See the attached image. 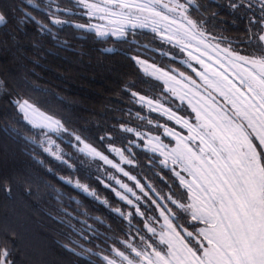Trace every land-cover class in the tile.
Instances as JSON below:
<instances>
[{
  "label": "snow or ice",
  "instance_id": "6c2138e0",
  "mask_svg": "<svg viewBox=\"0 0 264 264\" xmlns=\"http://www.w3.org/2000/svg\"><path fill=\"white\" fill-rule=\"evenodd\" d=\"M27 3L38 7L32 4V0H27ZM70 3L83 9L82 15L89 19H108L109 25H116L115 28L101 30L103 25L75 24L76 28H87L88 31H95L98 36L111 33L123 38L129 30L135 35V29L147 28L151 23L152 32L162 42L171 44L173 48H179L180 53L186 54L187 59L182 63L199 77L204 89L201 92V83L184 71L157 67L149 64L148 60L141 59L139 55L132 56L131 59L136 64L153 70L151 73L146 71V74L163 80L166 86L170 82L182 83L188 92L200 100L196 105L191 100L188 101L195 113L192 121L179 115L178 107L174 110L166 106L172 103L168 97L149 98L131 92V96L137 97L142 104H147L151 111H159L166 116L167 121L154 125L157 130L163 129L160 135L141 132L122 124L121 130L134 134L136 140H130L126 149L109 145L108 150L119 156L120 163L86 143L81 135L66 127L62 119L42 111L37 103L28 99L12 101L22 121L34 133L23 137L29 144L75 170V166L65 158L68 154L57 143L58 139L62 141L67 136L70 138L69 147L75 148L86 160L98 159L111 166L129 180L135 181V188L143 194L137 195L128 184L107 174V179L114 180L122 191L111 184H104L105 188H109L132 209L125 212L119 207L111 208L112 212L127 221V238L105 237L101 241L104 247L97 244L95 247L99 250L94 251L92 247H85L84 242L91 243L94 239H99L100 234L89 226L93 235H86L84 229H77L71 224V219L77 217L62 210L70 218L68 221H61L70 229L68 242L62 247L77 257H85L87 264H264V0H259L260 16L249 20L250 35L246 43L255 48V53L251 55L234 49L232 42L226 38L213 35L203 27V19L193 18L191 11L200 9L196 0H104L102 6L91 0H70ZM111 6L119 11L112 10ZM229 7L235 9L238 5L230 0ZM248 7H252L251 2ZM59 13L76 15L71 8L57 7L55 12L49 13L52 25L69 23L68 20L61 19ZM24 15L35 20L31 13L26 12ZM113 17L116 19H112ZM5 22L6 15L0 12V24ZM160 25L164 27L161 28ZM41 27L48 28L51 33V28L47 25ZM3 87V82H0V89ZM165 90L171 92L181 103L187 95H180L174 87H167ZM212 92L218 94L222 103L217 102ZM201 100L204 103H200ZM137 118L145 119L139 114ZM168 121H173L181 130L168 126ZM148 123L152 124V121L148 120ZM182 130H186L187 135ZM0 132L10 137L21 135L20 130L11 125L3 126ZM162 136L174 139L176 146L170 148L163 142ZM108 139L111 140V137ZM137 141H144L148 151L159 153L163 157L159 161L163 168H168L169 161L172 165L181 166L182 172L191 177L190 180L176 171L175 167L170 171L179 181L176 187L183 188L184 192L177 196L171 186H168L169 192L162 194L151 183L142 184L121 167V163L135 166V160L124 153L132 155V146L140 147ZM193 144L196 145L195 148L192 147ZM155 159L153 156L150 164ZM37 163L43 164L44 161L37 159ZM48 171L53 170L49 168ZM60 179L110 207L107 198L102 199L95 189L81 183L79 179ZM100 182L104 183V180L101 179ZM5 191L10 193V187H6ZM129 194L132 198H129ZM75 202L80 204L79 201ZM149 212L153 214L149 215ZM156 212L159 213L158 216L155 215ZM82 214L87 215L86 212ZM136 217L140 218L137 224H142V227L133 224ZM161 218L164 224L158 232L154 225ZM94 219L99 220V217ZM180 220H185V224L179 223ZM109 240H112L110 244ZM10 255L11 250L0 242V264H13Z\"/></svg>",
  "mask_w": 264,
  "mask_h": 264
},
{
  "label": "trees",
  "instance_id": "16d2710c",
  "mask_svg": "<svg viewBox=\"0 0 264 264\" xmlns=\"http://www.w3.org/2000/svg\"><path fill=\"white\" fill-rule=\"evenodd\" d=\"M41 1L39 5L48 10L71 8L70 0H55L56 4L53 0ZM26 2L0 0V12L6 15V22L0 24V82L4 84L0 89V128L11 125L21 132L19 137L0 132V242L11 250L9 258L13 264H87L85 257H77L62 247L70 234L66 224L61 223L70 219L62 210L77 217L70 222L75 228L84 229L86 235H93L89 226L100 234L99 239L84 242L85 247L98 251L95 245L104 247L101 241L105 237L126 239L128 223L111 208L119 207L125 212L132 209L104 186L111 184L122 191L114 180L107 179V174L123 183L126 181L100 161L86 160L75 148L69 147L70 138L67 136L62 141L58 139L57 143L68 154L65 158L75 166V170L29 144L23 137L34 133L22 121L12 101L28 99L37 103L42 111L62 119L65 126L76 131L85 142L109 154V145L126 149L130 140H136L134 134L121 130L122 124L160 135L163 129L157 130L154 125L167 121L140 106L131 96V92L155 98L165 94L162 86L147 77L131 57L144 55L165 68L185 70L173 58L180 55L179 51L164 44L152 32L137 31V47L142 50L135 51L125 46L127 41L98 37L76 28L75 24L86 23L87 20L73 8L75 16L64 13L60 16L69 23L52 25L45 12L31 10ZM229 2L198 0L200 9L196 19H203V27L213 35L231 41L234 49L242 51V54H254V46L246 41L250 35V18L260 16L259 0H232L238 5L235 9L229 7ZM249 2L251 8L248 7ZM25 11L51 28V33L25 17ZM143 50L146 54L140 52ZM165 52L170 55H162ZM137 114L145 119H138ZM168 126L173 127L174 124L168 121ZM102 137L105 139L101 140ZM137 143L140 147L132 146V155L124 153L135 160V166L128 165L126 169L142 184L151 183L162 194L169 192L168 186L177 196L184 192L183 188L176 187L178 180L168 168L159 164L158 157L146 150L142 141ZM153 156L156 159L150 164ZM37 159L44 163H37ZM49 168L53 171L49 172ZM60 177L79 179L89 185L102 199L109 200L110 207L64 183ZM101 179L104 183L100 182ZM128 185L137 195H143L133 185ZM6 187H10V193L5 191ZM129 198H132L130 194ZM85 212L87 215L82 214ZM179 223L185 224V220ZM133 224H137V217ZM189 230L192 229L189 227ZM132 234H135L134 229ZM111 242L108 241L109 244Z\"/></svg>",
  "mask_w": 264,
  "mask_h": 264
},
{
  "label": "rangeland",
  "instance_id": "374dc122",
  "mask_svg": "<svg viewBox=\"0 0 264 264\" xmlns=\"http://www.w3.org/2000/svg\"><path fill=\"white\" fill-rule=\"evenodd\" d=\"M146 15H147V13H146ZM87 17V16H86ZM89 18V17H88ZM89 24H91V23H89ZM75 26V25H74ZM160 27L161 28H163L164 27V25H160ZM173 27H176V26H173ZM84 30H86V31H88L87 30V28H85ZM101 30H105V28H103V29H101ZM143 30H146V31H151L152 32V30H151V23H149V27H147V28H143ZM95 34H96V32L95 31H93ZM153 33V32H152ZM156 36H157V38L158 39H160L159 38V36L156 34V33H154ZM98 36V35H97ZM98 37H102V38H105V36H98ZM161 40V39H160ZM164 44H166V45H168V46H170V47H172V45L171 44H168V43H166V42H163ZM173 48V47H172ZM173 49H175V51H179V48H173ZM180 53V52H179ZM194 54H198V53H195L194 52ZM137 54H134L133 56H136ZM140 57H141V59H146V60H148V63L149 64H155L157 67H163V68H165L164 66H160V65H158V64H156V63H154L152 60H150L148 57H145L144 55H139ZM175 57V56H174ZM174 59H176L177 60V62L184 68V70L185 71H187V66L185 65V64H183L182 63V61L184 60V59H187V56H186V54H184V53H180V55L178 56V57H175ZM192 63H193V65L195 66V67H197V68H199V65H197L196 63H195V61H192ZM138 67H139V69L147 76V77H149V78H151V79H153V80H155V81H157L161 86H162V89H163V91H164V93L165 94H163L162 93V95L163 96H166V97H169V98H171L173 101V103H171V106L170 105H166V106H168V107H172L174 110H177V107H178V114L179 115H184V116H186L187 118H189L190 120H192V121H194V119H195V113L192 111V108L189 106V103H188V101L189 100H191L192 101V104L193 105H196L197 104V101L198 100H200V98L199 97H194L193 95H192V93L191 92H188V89L187 88H185L184 86H183V84L181 83V84H176V83H174V82H170V84L169 85H165L164 84V82H163V80H157L156 78H155V76H153V75H148V74H146V71L148 72V73H151L153 70L150 68V67H147L146 68V66H140V65H138V64H136ZM165 69H167V68H165ZM189 71H191V69H188ZM194 75H195V73H193ZM198 80H199V77H196ZM179 79V78H178ZM202 85H203V83L201 82V81H199ZM204 86V85H203ZM167 87H174L175 89H176V91L180 94V95H185L186 93H187V95H186V98H185V100H184V102L183 103H181V101L178 99V98H176L175 96H173L172 95V93L171 92H168V91H166L165 89L167 88ZM209 91H211V90H209ZM215 96H217V97H219L218 96V94L217 93H215V92H212ZM141 95V94H140ZM147 97H149V98H155V97H151V96H147ZM136 98V101H137V103L140 105V106H142L143 108H145L146 110H148V111H151L149 108H148V106H147V104H142L141 102H139L138 101V98L137 97H135ZM220 98V97H219ZM221 99V98H220ZM200 103H204V101H200ZM208 104H211V101H208L207 102ZM151 112H153V113H156V114H158V115H160V116H162V117H164L166 120H167V117L166 116H164V115H162L159 111H151ZM169 122H171V123H173L174 124V122L173 121H169ZM173 127H176L177 128V130L178 131H180L181 129H180V127L178 126V125H175L174 124V126ZM183 131V134L184 135H187V131L186 130H182ZM162 132H163V130H162ZM163 138V142L165 143V144H168L169 145V147L171 148V147H175L176 146V141L174 140V139H172L171 137H164V136H162ZM143 142V147L147 150V147L145 146V143H144V141H142ZM74 143H75V141H74ZM87 143V142H86ZM197 143H198V141H197ZM195 144H193L192 145V147L193 148H195ZM80 147H83V145H80ZM150 152V151H149ZM152 153V152H151ZM105 155H107L108 157H109V159H112L114 162H116V163H120V158H119V156H117L115 153H111V152H109V154H105ZM125 155V154H124ZM154 155H156L157 157H158V159H159V161L161 160V159H163V157H161V156H159V153H155ZM126 156V155H125ZM98 160V159H97ZM98 161H100V160H98ZM103 165H106V164H104L102 161H100ZM129 164H127V163H121V167H123L124 168V170L125 171H128L127 169H126V167L128 166ZM168 169L170 170L171 168H173V167H175V170L176 171H180L181 172V174L182 175H184L187 179H191V177L190 176H188V174L187 173H185V172H182V170H181V166L180 165H172V163H171V161H169L168 162ZM106 166H109V165H106ZM109 167H111V166H109ZM112 168V167H111ZM114 169V168H113ZM115 170V172L118 174V175H120L121 177H122V179L124 180V181H126L125 183L126 184H128V183H130L131 185H133L134 187H135V181H132V180H129L128 179V177H125L121 172H118L116 169H114ZM129 172V171H128ZM172 172V171H171ZM130 173V172H129ZM130 175H132L131 173H130ZM133 176V175H132ZM179 182V181H178ZM136 190H138L139 191V189H137V188H135ZM159 215V213L157 212V216ZM164 224V221H163V219L161 218L160 220H159V222L158 223H156L154 226L157 228V231L159 232L160 231V229H161V226ZM203 226V225H202ZM201 226V227H202Z\"/></svg>",
  "mask_w": 264,
  "mask_h": 264
},
{
  "label": "flooded vegetation",
  "instance_id": "af4514ba",
  "mask_svg": "<svg viewBox=\"0 0 264 264\" xmlns=\"http://www.w3.org/2000/svg\"><path fill=\"white\" fill-rule=\"evenodd\" d=\"M53 2H54L55 4L57 3V1H55V0H53ZM91 2L98 3V4H100V5L102 6L103 3H104V0H91ZM140 2H143V0H140ZM164 2H168V0H164ZM26 3H27V2H26ZM39 3H42V1H41V0H32V4L37 5L38 7H33L32 5H30V4H28V3H27V6H28L31 10L35 11V12H38V13H40V12H45L48 16H49V13H50V12H55V11H53V10H48V9L42 7L41 5H39ZM197 3H198V0H196V4H197ZM55 4H54V5H55ZM70 6H71V8H73V9L76 11V13H79V14H82V13H83V9H81V8H79V7H74L72 3H71ZM111 7H112V10H114V11H119V9H115L114 6H111ZM54 10H56V8H55ZM24 13H26V11H25ZM27 13H28V12H27ZM190 14H191V16H192L193 18L196 19V17L199 16V11H195V10H193V11H191ZM58 15H59V17H60V16H61V13H59ZM83 16H85V15H83ZM85 17H86V16H85ZM112 19H116V18L113 17ZM86 20H87L86 23H79V24H85V25H87V24L91 23V24H96V25H103L105 29H107L108 27H113V28L116 27L115 24L109 25V21H108V19L100 20V19H97V18H91V19H89L88 17H86ZM77 24H78V23H77ZM80 30L86 31V30H84V29H80ZM138 30H143V28H137V29H135V30H134V31H135V35L132 34V30H129L128 32H126L125 37H123V38H118L117 36H113V35H111V33H109L107 36H105V38H113L114 40H118V41H120V40H124V41H127V43H126L125 46H127L128 48L133 49V50H135V51H137V50H142V49H140L139 47H137V31H138ZM144 31H146V30H144ZM87 32H90V33L95 34L93 31H87ZM148 32H151V31H148ZM95 35H96V34H95ZM222 46H226V45H222ZM146 48H147V47H146ZM233 48H234V47H233ZM147 49H148V48H147ZM143 52H145V51L143 50ZM184 72H185L186 74H188V75H192L193 78L196 79V80L199 82V80L196 78V76H195L191 71H189V70L187 69V71H184ZM199 83H200V82H199ZM139 219H140V218L137 217V222L139 221ZM139 225H140V224H137V226H139ZM139 227H140V226H139Z\"/></svg>",
  "mask_w": 264,
  "mask_h": 264
},
{
  "label": "water",
  "instance_id": "95a60500",
  "mask_svg": "<svg viewBox=\"0 0 264 264\" xmlns=\"http://www.w3.org/2000/svg\"><path fill=\"white\" fill-rule=\"evenodd\" d=\"M32 17H33V16H32ZM30 19H31V18H30ZM31 20H33V19H31ZM33 21H35L36 23L39 22V21H37L36 19L33 20ZM37 24L42 25L40 22L37 23ZM47 29H48V28H47ZM140 52H141V53H145V52H143V51H140ZM145 54H146V53H145ZM179 71H181V70H179ZM186 75H188V74H186ZM203 89H204V86L201 84V92H203ZM212 95L215 96L213 93H212ZM215 97H216V100H217L218 103H222L221 99H219L217 96H215Z\"/></svg>",
  "mask_w": 264,
  "mask_h": 264
}]
</instances>
